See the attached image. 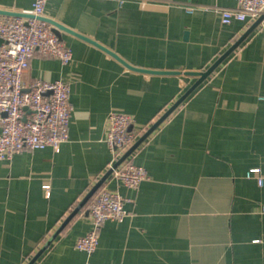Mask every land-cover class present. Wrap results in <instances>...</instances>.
I'll list each match as a JSON object with an SVG mask.
<instances>
[{"label": "crops", "instance_id": "0c3cea01", "mask_svg": "<svg viewBox=\"0 0 264 264\" xmlns=\"http://www.w3.org/2000/svg\"><path fill=\"white\" fill-rule=\"evenodd\" d=\"M33 4L0 0V17ZM237 6L47 1L45 17L68 30L58 32L73 60L37 51L24 82L70 84L69 140L59 152L0 160V264H29L110 169L111 112L133 116L141 137L195 84L189 73L206 71L253 25L222 23L220 10ZM130 159L148 178L138 189L114 177L101 187L124 197L128 216L102 225L96 251L75 247L91 230L93 196L34 264H264V181L247 176L259 168L264 179V21Z\"/></svg>", "mask_w": 264, "mask_h": 264}, {"label": "built area", "instance_id": "2783aa9c", "mask_svg": "<svg viewBox=\"0 0 264 264\" xmlns=\"http://www.w3.org/2000/svg\"><path fill=\"white\" fill-rule=\"evenodd\" d=\"M47 1L34 0L32 10L24 12L30 16L0 17V160L9 161L25 150L46 147L59 152L62 144L69 140L73 112L70 84L64 80L24 82L37 51L64 65L73 60L72 49L58 35L54 25L43 19ZM236 1L237 8L220 10L224 25L234 21L255 22L264 13V0ZM194 8L188 6L187 10L192 12ZM139 138L133 116L111 112L106 137L114 158L110 168ZM253 174L259 175L262 185L261 170L253 168L247 176ZM148 175L147 169L135 164L129 156L114 169L111 177L128 188L138 189ZM45 189L49 196L50 186L46 185ZM124 204L125 199L119 192L100 188L89 204L91 230L77 239L75 247L92 255L99 245L102 225L107 221L122 222L128 216Z\"/></svg>", "mask_w": 264, "mask_h": 264}, {"label": "water", "instance_id": "95a60500", "mask_svg": "<svg viewBox=\"0 0 264 264\" xmlns=\"http://www.w3.org/2000/svg\"><path fill=\"white\" fill-rule=\"evenodd\" d=\"M4 14L8 16H15V17H26L30 16L28 14H22V13H15V12H3ZM43 19L50 22L55 27V31L60 36L58 30H67L64 26L58 24L57 22H54L53 20H50L46 17H43ZM264 21V13L253 23V25L206 71L204 72H193L189 73V75L198 77V80L195 82V84L189 88V90L157 121L155 122L151 128L145 132L136 142L135 144L116 162L113 163L112 167L104 174V176L92 187V189L88 192V194L85 196V198L81 201L79 206L74 210V212L70 215V217L67 219V221L57 230V232L50 238V240L43 246V248L32 258V260L29 262V264H34L41 255L45 252V250L49 247V245L53 242V240L59 235L61 230L64 228L66 223L76 214L78 213L81 208H83L89 200L97 193V191L104 185V183L111 177V175L114 172V169L118 168L129 156L134 153V151L159 127V125L166 120L171 113L180 106L189 96L190 94L200 85L202 84L216 69L217 67L223 63V61L229 57L248 37L249 35ZM68 31V30H67ZM70 31V30H69ZM61 37V36H60ZM83 37V36H81ZM84 38V37H83ZM88 39V38H84ZM89 40V39H88ZM90 41V40H89ZM121 60V59H120ZM122 61V60H121ZM123 62V61H122ZM125 63V62H124ZM126 64V63H125ZM128 67L132 68L129 64H126ZM140 71H145L142 69L133 68ZM148 72V71H147ZM28 110V108H26Z\"/></svg>", "mask_w": 264, "mask_h": 264}]
</instances>
